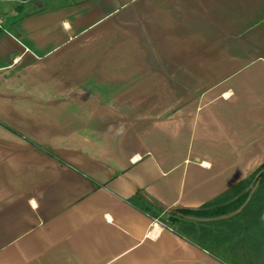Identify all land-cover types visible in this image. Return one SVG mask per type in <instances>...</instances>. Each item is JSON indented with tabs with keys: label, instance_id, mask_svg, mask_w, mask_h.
<instances>
[{
	"label": "crops",
	"instance_id": "obj_1",
	"mask_svg": "<svg viewBox=\"0 0 264 264\" xmlns=\"http://www.w3.org/2000/svg\"><path fill=\"white\" fill-rule=\"evenodd\" d=\"M139 1L21 0L20 19L0 30V264H264V224L227 248L179 233L168 215L201 209L264 164V52L254 50L264 0H157L141 24L154 23L164 42L215 28L198 31L199 50L168 58L246 61L126 134L106 103L71 95L85 87L80 60L97 56L74 48L92 29L127 27L104 26ZM111 54L133 58L99 57ZM92 107H103L98 127ZM230 218L188 222L216 231Z\"/></svg>",
	"mask_w": 264,
	"mask_h": 264
},
{
	"label": "rangeland",
	"instance_id": "obj_2",
	"mask_svg": "<svg viewBox=\"0 0 264 264\" xmlns=\"http://www.w3.org/2000/svg\"><path fill=\"white\" fill-rule=\"evenodd\" d=\"M20 2L21 0L19 2L0 0V17L3 19L4 28L11 24L13 20L20 19L21 16L16 15L15 11V6L19 5ZM156 3H158L157 0L139 1L112 14L106 19L104 27L107 28V26L119 24L127 27L112 26L107 28L106 34L103 35H99L103 27L92 29L84 34L85 38L81 39L74 48L76 50L78 47L83 56L85 52L82 51H89L91 55L97 52V56L93 59L80 60L79 69H76L75 74L77 75L78 70L79 76L84 80V83L81 82V84H84L85 87L80 88L78 92L71 91V95L75 97L78 95L77 100L84 102V104H89L91 98L92 100L96 98L102 105L106 103L105 105L111 108L113 124L123 123V129L126 134L135 132V124H138V127H143L142 124L147 125L159 117L167 115L171 108L175 110L183 103L199 98L204 90L213 85L221 76L223 77V75L234 71L246 61L168 58L169 51L192 53L199 50L202 45L197 42V39L201 36L198 31H205L202 33L208 36L215 31V28L208 26L187 27L185 30L192 31V36H179V43L164 42L167 39L166 35L159 37V32L152 31V27L159 30L154 23L144 21L145 27L144 24H141V20L151 17L152 9H154L153 4L155 5ZM199 14L202 13L199 12ZM190 15V17H193V13ZM142 27L144 28L142 29ZM120 29L123 30L119 33ZM125 36L126 40L124 41ZM152 36H155L154 40L156 41H153ZM256 37L264 40V37L258 35ZM204 46H207V50H210V46L212 47L214 44L207 43ZM120 50L126 51L127 56H133V58H115L112 54L110 58L99 57L101 53H111ZM254 50H259V52L263 50L262 53L264 52L262 41L256 44ZM249 53L255 54L253 51ZM68 61L71 62V60ZM91 64L93 71L91 68L90 73L89 66ZM74 65H76L75 60ZM86 65L88 66L86 67ZM71 66L65 65V67ZM124 67L127 72H124ZM216 68H219V70ZM107 71H110L109 73L111 74L109 75ZM117 72L121 74L119 75ZM123 75L128 78H124ZM67 77L64 76L65 81ZM53 78H55V75H53ZM92 87L96 90V94ZM84 108L90 114V107L84 105ZM72 109L70 108V110ZM92 109L95 110L92 113L98 127L103 124V116H100L96 111L99 109L103 110V107L99 109L92 107ZM136 119L141 124L137 123ZM75 125L72 124L73 127ZM72 129L74 130L75 128ZM170 213L168 215L171 216V220L183 217L178 210H175L174 214L173 211ZM175 214L178 215L175 217ZM185 219L200 222L197 219H192V217ZM171 223L174 224V222ZM176 228L180 230L179 227ZM194 238L197 240V236ZM236 241L240 242V239L236 238ZM234 243L228 242L223 243V245L230 248L227 244L231 245Z\"/></svg>",
	"mask_w": 264,
	"mask_h": 264
},
{
	"label": "trees",
	"instance_id": "obj_3",
	"mask_svg": "<svg viewBox=\"0 0 264 264\" xmlns=\"http://www.w3.org/2000/svg\"><path fill=\"white\" fill-rule=\"evenodd\" d=\"M263 212V213H262ZM262 213V214H261ZM183 217L171 220L173 226L181 234H194L200 241L205 237H212L213 242L234 243L236 238L240 239V245L248 243V227L259 235L261 226L264 224V164L257 172L248 179L240 182L227 194L214 202L207 204L198 210H179ZM178 214H175V217ZM231 216L224 230H210L205 227H197L185 218L193 217L199 219L215 220ZM218 224H213L217 226ZM233 228H235L233 230ZM208 230V233H205ZM208 235V236H207ZM259 242H256L258 246Z\"/></svg>",
	"mask_w": 264,
	"mask_h": 264
},
{
	"label": "built area",
	"instance_id": "obj_4",
	"mask_svg": "<svg viewBox=\"0 0 264 264\" xmlns=\"http://www.w3.org/2000/svg\"><path fill=\"white\" fill-rule=\"evenodd\" d=\"M2 28H3V24H2V20L0 18V29H2Z\"/></svg>",
	"mask_w": 264,
	"mask_h": 264
},
{
	"label": "snow or ice",
	"instance_id": "obj_5",
	"mask_svg": "<svg viewBox=\"0 0 264 264\" xmlns=\"http://www.w3.org/2000/svg\"><path fill=\"white\" fill-rule=\"evenodd\" d=\"M34 203V202H33Z\"/></svg>",
	"mask_w": 264,
	"mask_h": 264
}]
</instances>
